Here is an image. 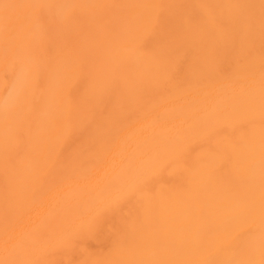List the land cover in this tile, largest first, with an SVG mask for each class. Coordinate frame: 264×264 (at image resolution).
I'll use <instances>...</instances> for the list:
<instances>
[{"label":"bare ground","instance_id":"1","mask_svg":"<svg viewBox=\"0 0 264 264\" xmlns=\"http://www.w3.org/2000/svg\"><path fill=\"white\" fill-rule=\"evenodd\" d=\"M0 264H264V0H0Z\"/></svg>","mask_w":264,"mask_h":264}]
</instances>
